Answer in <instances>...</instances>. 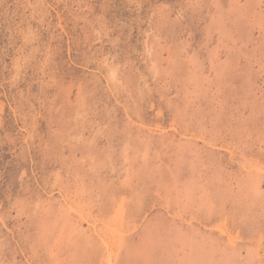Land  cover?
I'll return each instance as SVG.
<instances>
[{
    "label": "rangeland",
    "instance_id": "1",
    "mask_svg": "<svg viewBox=\"0 0 264 264\" xmlns=\"http://www.w3.org/2000/svg\"><path fill=\"white\" fill-rule=\"evenodd\" d=\"M114 221L113 264H264V0H0V264Z\"/></svg>",
    "mask_w": 264,
    "mask_h": 264
},
{
    "label": "bare ground",
    "instance_id": "2",
    "mask_svg": "<svg viewBox=\"0 0 264 264\" xmlns=\"http://www.w3.org/2000/svg\"><path fill=\"white\" fill-rule=\"evenodd\" d=\"M253 168L255 170H257L258 172H260V169L258 168V166L256 167V165H252ZM251 166V167H252ZM248 170V169H247ZM250 171V170H249ZM256 171V172H257ZM262 172V171H261ZM69 211H71L70 209H68ZM74 211V210H73ZM73 213V212H72ZM76 213V212H75ZM80 214V213H79ZM82 215V214H81ZM79 215V216H81ZM116 220V219H115ZM112 222V221H111ZM110 222V223H111ZM89 223V222H88ZM109 225V224H108ZM110 226V225H109ZM107 227V226H106ZM218 229V228H217ZM221 231V233L225 234L224 230L223 229H219ZM219 231V232H220ZM106 234L103 238H101V241H102V244H103V248L105 249V253H106V258L104 260V264H113V259H115V256L117 255V253L114 251V248H113V242L112 240L110 239L111 237V234L114 235V239L116 238H120L121 239V229H120V225L119 223L115 222L110 226L108 227L107 231H106ZM124 236V235H123ZM113 238V237H111ZM115 241V240H114ZM117 241V240H116ZM55 251V249H54Z\"/></svg>",
    "mask_w": 264,
    "mask_h": 264
}]
</instances>
